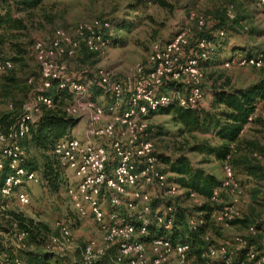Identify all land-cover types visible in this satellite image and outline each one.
Returning <instances> with one entry per match:
<instances>
[{
    "label": "built area",
    "instance_id": "built-area-1",
    "mask_svg": "<svg viewBox=\"0 0 264 264\" xmlns=\"http://www.w3.org/2000/svg\"><path fill=\"white\" fill-rule=\"evenodd\" d=\"M255 1L264 5V0ZM233 15L232 8L228 7L226 16L232 18ZM197 23L200 31L203 22L198 19ZM108 28L107 19L79 20L71 32L54 28L47 41L36 39L32 42L39 80L13 120L5 125L0 123V234L6 238L5 250H0V264H23L14 250L27 247V231L18 226L7 205L12 196L20 206L29 203L22 187L27 182H36L37 176L24 165L25 149L20 140L28 134L41 108L53 106L51 96L46 93L52 85L69 94L70 101L60 107L64 115H83L85 122L80 138L65 135L53 143L50 152L55 155L59 169L71 173L73 182L66 184V193L74 216L89 218L101 238L99 243L96 238L87 239L78 257H70L69 264H162L172 255L178 263L186 262V244L171 243L161 236H153L147 241L140 238L147 233L149 214L157 224L168 229L173 207L164 205L161 210L151 213L148 193L138 190L137 186H156L164 194L183 193L194 204L202 202L201 195L181 188L167 178L148 137L144 117L170 102L185 108L199 104L203 97L200 64L208 57L214 43L199 37L190 46L194 34L183 28L166 41L153 42L143 61L134 65L132 74L119 79L107 69L96 68L91 79L75 78L67 71L64 58H74L81 45L102 57L108 44L104 35ZM223 34L220 28L213 31L216 36ZM228 62L260 67L264 66V56L231 57L223 64ZM10 66L8 58H0V72ZM164 79L174 81L180 87L160 91ZM94 83L107 95L105 105L90 99L89 91ZM251 117H247L248 122L240 132ZM222 167L223 179L210 196L215 202H220V189L232 192L239 187L231 166L225 162ZM260 199L264 202V189ZM212 215L225 222L240 217L233 205L225 204L213 210ZM189 223L193 225L194 221L191 219ZM54 225L57 234H45L42 250L54 255L59 260L56 264H68L64 253L71 244L70 228L60 219ZM246 231L255 232L251 225ZM261 242L264 245V236ZM230 244L228 249L210 246L205 255L227 261L245 246V240L242 235H235ZM245 256L252 264L264 262V250L258 253L250 245L246 247Z\"/></svg>",
    "mask_w": 264,
    "mask_h": 264
},
{
    "label": "rangeland",
    "instance_id": "rangeland-1",
    "mask_svg": "<svg viewBox=\"0 0 264 264\" xmlns=\"http://www.w3.org/2000/svg\"><path fill=\"white\" fill-rule=\"evenodd\" d=\"M162 1L163 4L155 0H40L39 4L28 13L14 11L15 16L23 17L25 28L4 32L0 41V57H12L11 66L0 72V115L11 113V117H7L5 123L13 120L21 104L29 98L35 86L39 68L33 56L32 42L36 39L47 41L54 28L71 32L79 20L107 18L111 24V36L102 57L98 55L83 57L82 53L79 59L64 58L67 71L77 79H91L96 68L107 69L113 77L119 79L132 74L134 65L143 61L153 42L166 41L183 28L190 34H195L199 31L198 19L203 22L201 30L206 29L214 19L224 22L226 26L222 36L214 37L216 44L214 43L213 54L209 55L210 58L206 62L200 64L203 97L193 108H209L214 89L245 88L264 74V68H260L264 66L236 65L229 62L227 65L223 64L231 57H239L233 54L235 52L237 54L241 48L253 55L264 54V5L258 4L255 0ZM228 7H231L233 14L236 15L234 24L227 21L224 16ZM28 78L31 80L27 81ZM89 97L100 105H105L108 100L107 95L97 87L90 89ZM69 101L70 97L63 95L54 99L53 106L61 107ZM253 114L259 120L252 123L255 129L249 131L257 134L254 136L256 140L253 141L257 142L260 148L251 152L255 153L256 160L264 162V99L258 101ZM71 118L74 119V124L69 128L67 135L80 138L85 117L78 115ZM144 119L148 137L160 157L157 155L162 169L167 166L163 158L173 160L177 156H184L192 168L210 173L220 181L223 179L222 166L226 161H218L211 153H206L204 150L191 149L194 145L204 146V142L209 146L217 144L214 135L201 130L186 129L172 117L171 112L150 113ZM24 149L26 159L39 166V151L26 146ZM230 165L239 187L232 192L222 189L218 193L220 203L233 205L239 211L240 217L246 218V221H237L229 225L228 222L210 216L211 231L209 232L211 241L217 244L215 248L228 249L235 235L245 234L246 224L255 225L259 233L264 234V202L260 199L264 189V179L254 180ZM32 171L37 176V181L27 182L22 187L28 195L29 203L20 206L12 196L7 208L9 212L21 213L35 222L44 224L48 234H57L55 221L64 220L72 234L71 244L64 253V258L69 264L70 257H78L87 239L96 238L98 243L101 241L97 227L89 218L77 219L72 212L66 193V184L73 182L69 170L60 169L62 183L53 192L47 187V181L41 176L39 169ZM166 176L169 180L175 177L169 171ZM137 189L148 193L150 203L153 198H158L156 202L158 204L152 207L155 210L162 209L161 188L143 184L137 186ZM126 197L129 198V194ZM174 204L190 208L194 203L185 195H179L174 198ZM135 207L138 208V204ZM4 225L6 226L7 223ZM5 240L6 238L0 234L2 248ZM37 248L41 251V247ZM29 250L30 248L14 250V253L26 263ZM210 261V264H235L230 260L226 263L222 262L217 256H212ZM162 264L180 263L172 255ZM184 264H204V262L189 255Z\"/></svg>",
    "mask_w": 264,
    "mask_h": 264
},
{
    "label": "trees",
    "instance_id": "trees-1",
    "mask_svg": "<svg viewBox=\"0 0 264 264\" xmlns=\"http://www.w3.org/2000/svg\"><path fill=\"white\" fill-rule=\"evenodd\" d=\"M155 1L163 4L162 0ZM39 2L40 0H0V41L4 36V32H13L25 28L23 17L15 16L13 12L19 11L28 13L31 9L37 6ZM224 16L227 21H231L233 24L236 22L235 14L232 18H228L225 13ZM95 18L107 19L100 17ZM108 21L109 28L104 35L110 40L111 24L110 20ZM225 26L226 24H224V22L216 21L215 19L212 20L211 24L206 29L195 32L193 40L189 45L192 46L194 40L199 37H205L215 43L214 37H216V35H213V31L217 28L224 30ZM213 50L214 46L209 55L213 54ZM82 53L83 57L97 56L94 52L86 50V48L81 45L74 58L79 59ZM235 53L233 56L236 55L239 57L258 55L245 52L242 48L237 54ZM259 54L264 56L262 53ZM209 55L203 62H206V60L210 58ZM8 59L12 62V57H8ZM38 80L39 72L37 78H35V83ZM92 87H97L101 91L100 87L95 83L92 84L91 88ZM179 87L180 85L178 83L164 79L162 85L159 86V90L165 92L170 88ZM46 93L51 96L53 101L63 95L69 96L65 90L58 89L55 85L50 86L46 90ZM263 99L264 74L256 82L245 88H235L230 90L214 89L212 91L209 108L207 109L185 108L170 102L168 105L161 106L154 111L152 110L148 112V114L154 112H171L172 117L186 129L210 132L219 141L217 144L209 146L204 142V146L194 145L191 149L199 151L204 150L206 153H211L216 160L229 162L246 176L258 180L260 178L264 179V162L256 160L254 156L255 153L252 152H255V149H259L260 147L257 142L253 140L240 138V131L243 125L248 122L247 117L249 115H252L249 123H254L259 120L256 116H253V113L258 101ZM7 117H11V113H2L0 115V123L4 124ZM73 124L74 119L64 115L59 106L55 105L47 108L42 107L37 120L30 126L28 134L20 140V144L23 147H32L39 151V166H36L33 161H29L26 158L24 160V165L30 170L38 168L41 176L47 181V187L51 192L55 191L62 183V174L58 167L57 159L55 155L50 152V148L54 142L67 135L69 128ZM162 160L164 163H167V166L164 167L163 171H169L174 174L175 177L172 179L179 185V187L192 190L201 195L202 202L199 204H193L190 208H185L175 205L174 198L179 195L186 196V194L170 196L162 192L163 197H160L162 205L171 204L173 207L171 225L168 229H165L157 224L151 214H149V220L146 226L147 233L140 238L147 241L153 236H161L168 239L171 243H184L188 247L186 252V262L189 255H191L194 256V258L199 259L200 262H204V264H210L211 257L206 256L205 253L208 247L211 246L215 248L217 245L211 241L212 238L209 232L211 231L210 216H212L213 210L222 205L220 202L211 200L210 196L213 189L219 187L220 180L210 173L202 172L201 169L192 168L184 156H177L173 160L168 158H163ZM221 190L222 189H220V191ZM157 199L158 198H153L151 200V213L155 210L152 206L158 204L156 203ZM10 215L17 220V224L20 228L27 231V247L25 249L30 248V250L28 251L29 255L26 257L27 261L26 263L23 262V264H56L59 262L54 255L42 250V243L46 236L45 234H48L44 224L35 222L31 218L23 216L21 213L10 211ZM191 219L194 221L193 225L189 223ZM245 219L246 218L241 217L232 218L228 220V223L230 225L237 221L244 222L246 221ZM1 225L2 224L0 223V227H2ZM249 225L254 227L255 232L253 234L246 231ZM263 236L264 234L259 233L255 225L246 224L245 234L242 235L245 240V246L240 247L236 254L232 255L229 260L235 264H252V261L245 258L246 247L250 245L257 250L258 253L261 252L264 250V245L261 242ZM37 247H41V251L40 249L38 250ZM31 249L34 250L32 251ZM0 250H5V248L1 247ZM221 260L226 263L223 259ZM260 264H264V262H261Z\"/></svg>",
    "mask_w": 264,
    "mask_h": 264
},
{
    "label": "crops",
    "instance_id": "crops-1",
    "mask_svg": "<svg viewBox=\"0 0 264 264\" xmlns=\"http://www.w3.org/2000/svg\"><path fill=\"white\" fill-rule=\"evenodd\" d=\"M249 129L254 130L255 126H253L252 123L247 124L246 128L242 132H240V138H245V139H249V140H253V139L256 140L255 139L256 137H254V136L257 134L256 133L252 134V131H249ZM216 140H217V138H216ZM216 142L218 143L219 141L217 140Z\"/></svg>",
    "mask_w": 264,
    "mask_h": 264
}]
</instances>
